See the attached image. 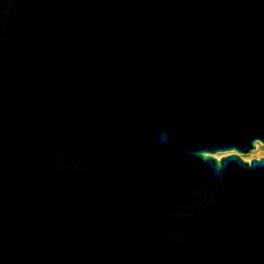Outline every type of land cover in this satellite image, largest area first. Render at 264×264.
Returning <instances> with one entry per match:
<instances>
[{
  "label": "water",
  "instance_id": "1",
  "mask_svg": "<svg viewBox=\"0 0 264 264\" xmlns=\"http://www.w3.org/2000/svg\"><path fill=\"white\" fill-rule=\"evenodd\" d=\"M258 144L264 0H0V264H264Z\"/></svg>",
  "mask_w": 264,
  "mask_h": 264
},
{
  "label": "rangeland",
  "instance_id": "2",
  "mask_svg": "<svg viewBox=\"0 0 264 264\" xmlns=\"http://www.w3.org/2000/svg\"><path fill=\"white\" fill-rule=\"evenodd\" d=\"M221 156H223V154L218 155V158H220ZM243 157L247 161H251L252 159H259V158L264 157V145L258 144L257 149L253 153L243 156Z\"/></svg>",
  "mask_w": 264,
  "mask_h": 264
}]
</instances>
